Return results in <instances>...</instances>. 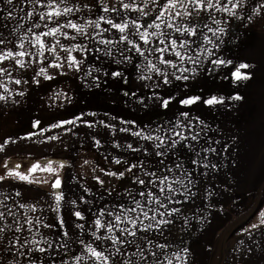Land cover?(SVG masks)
<instances>
[{"label":"snow or ice","instance_id":"1","mask_svg":"<svg viewBox=\"0 0 264 264\" xmlns=\"http://www.w3.org/2000/svg\"><path fill=\"white\" fill-rule=\"evenodd\" d=\"M254 16H264V0H0V104L19 105L37 89L40 96L29 132L0 140V153L20 140L63 146L70 138L82 148L79 129L109 133L102 144L85 132L103 164L77 152L0 166V264H187L190 250L175 234L204 218L207 205L199 218L188 205L201 192L210 205L218 184H201L232 163H221L231 145L209 135L203 112L244 100L252 65L225 51L239 40L233 22ZM79 89H110L114 102L146 119H99L84 108L62 115L81 103ZM77 163L91 176L70 174L79 192L66 200L61 172ZM34 184H49L43 196L53 203L29 197L24 188ZM257 220L240 234L264 229V209Z\"/></svg>","mask_w":264,"mask_h":264},{"label":"crops","instance_id":"2","mask_svg":"<svg viewBox=\"0 0 264 264\" xmlns=\"http://www.w3.org/2000/svg\"><path fill=\"white\" fill-rule=\"evenodd\" d=\"M112 2L113 0H108L109 5ZM259 2L261 0H250V7ZM231 31L238 33L239 40L226 45L225 55L233 58L236 63L247 62L252 65L249 71L253 78L246 82V86L239 89L244 100L237 102L230 111L225 112L221 108L211 113L203 112L208 123L213 126L214 131L209 135L221 139L222 143L227 141L231 145L230 157H225L221 163L228 164L229 159L232 163L221 171L218 178L211 177L201 184V189L205 184L210 185L213 182L218 184L210 205L204 199L203 192L194 204L188 205L189 216L195 215L197 218L201 216V208L207 205L203 211L204 218L193 219L186 231H177L175 234V243L181 248L187 247L190 250L187 253V264H264V229L255 231L252 239L240 234L242 229L251 223L258 222V210L264 209V16H254L251 23L247 20L243 23L234 21ZM77 83L79 82L62 80L60 86L71 85L75 88ZM209 86L212 85L209 84ZM9 87L15 86L9 85ZM228 91L232 89L225 88V92ZM37 93L39 89L16 106L11 102L6 105L0 104V121L2 122L0 125H3L0 129V140L8 137L16 139L29 132L30 118H34L40 110V106L36 103V100L40 98ZM74 94L77 99L83 97L81 103L77 108L61 113L62 115L71 116L72 112L84 108L87 111H96L99 119H104V112L121 118L146 119L143 113L132 112L129 106L114 102L110 89L97 90L95 96L88 93L87 89H79ZM43 115L47 117L46 113ZM85 119L94 118L85 117ZM158 119L161 117L153 116V120ZM78 131L83 137L82 148L77 144L74 149L73 145L76 141L70 138H66L67 143L63 146L59 143L40 144L34 140H20L18 143L9 144L6 151L0 153V166L9 158L27 164V157L40 159L47 156L51 159H64L69 156L76 157L77 152L85 158L103 164L97 150L90 147L89 137L85 135V132L94 131L97 134L96 138L105 144L109 141L108 131L101 127ZM124 135L118 133L117 138ZM65 147L67 151L64 150ZM53 166L56 167V165ZM90 168L91 166L81 169L77 163L76 167L65 168L61 172L66 189V200L79 192L76 184L70 182V174L77 178H79L77 174L81 172L91 176ZM35 178L50 180L51 176L37 173ZM89 183L91 184V181ZM24 191L29 197L36 198L43 196L45 192H51L52 189L49 184L40 186L34 184L25 187ZM43 200L53 203L50 196H43ZM62 206L67 210L66 203ZM47 215L51 217L54 214L47 213ZM240 240L244 243H239ZM249 248L252 250L249 251Z\"/></svg>","mask_w":264,"mask_h":264},{"label":"rangeland","instance_id":"3","mask_svg":"<svg viewBox=\"0 0 264 264\" xmlns=\"http://www.w3.org/2000/svg\"><path fill=\"white\" fill-rule=\"evenodd\" d=\"M2 122L0 121V124H1ZM3 127V125H0V129Z\"/></svg>","mask_w":264,"mask_h":264}]
</instances>
